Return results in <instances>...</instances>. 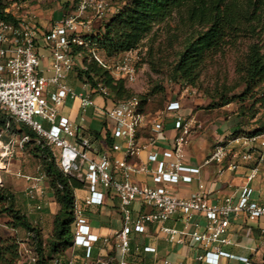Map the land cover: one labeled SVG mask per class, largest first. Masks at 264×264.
Wrapping results in <instances>:
<instances>
[{
    "label": "built area",
    "instance_id": "obj_1",
    "mask_svg": "<svg viewBox=\"0 0 264 264\" xmlns=\"http://www.w3.org/2000/svg\"><path fill=\"white\" fill-rule=\"evenodd\" d=\"M76 2V11L49 31H44L30 12L18 16L7 8L5 13L13 16L15 21L0 19V110L8 116L5 127L0 128V187L4 186L2 173L9 171L17 150L31 141L29 135L10 133L14 121L36 132L49 147L60 149L58 168L65 174L77 173L89 191L84 204L77 199L74 203V245L84 249L85 256L82 259L73 258L67 264H133L127 261L132 251L133 233L144 234L148 225H165L178 215L183 216V230L167 226L162 228L169 242L183 244L186 238H191L197 247L213 246V251L199 256L200 261L208 264H220L221 258L236 259L241 264H256L250 258L222 251L221 246L231 244L227 235L232 216H245L241 224L243 228H249L251 222L264 217V204L253 200L254 191L249 186L264 168V133L221 139L203 165L194 167L188 163V146L197 127L196 119L183 113V105L178 100L169 102L157 117L150 118L143 113L139 98L133 97L112 104L108 110L103 108L107 118L113 122V137L121 141L115 143L112 149L124 153V158L97 155L91 139L82 136L80 128L69 117L60 115V108L67 99L79 101L80 110L85 114L89 108L95 107V96L109 95L108 90L100 85L94 88L83 82V92L77 93L64 83L82 58L81 54H72L71 46L88 49L92 58L113 78L124 80L128 85L138 80L141 57L137 50H132L116 59H105L90 36L92 21L103 19L109 11L108 0ZM40 40L52 50L50 71L53 76L50 78L44 76ZM50 87L56 88V91L50 93ZM169 115L176 131L175 137L163 151L153 150L147 162H141L140 155L147 150L138 140L141 130L151 126L156 136L151 139L150 145L157 147L159 140H166L163 136L164 120ZM81 121H85L84 116ZM6 135L11 137L9 142L4 140ZM135 159L140 162H134ZM227 161L231 162L228 169L234 172L241 169L240 162L257 163V166L247 175L246 185L237 201L230 196L222 205H212L206 185L200 180L202 169L213 164L224 166ZM138 175L147 176L151 183L135 182L133 179ZM22 177L31 183L28 194L35 199L46 175L39 173ZM195 182L198 183V190L189 198H179L170 188ZM107 193H112L119 200L123 225L113 238L102 239L93 231L85 208L103 205ZM135 203H141L145 210L135 212ZM193 215L206 219L203 231L199 229L200 224L195 225L194 231L189 229ZM101 240L105 246H114L116 251L108 261L93 258L94 248ZM143 251L146 254L157 253L154 247H144ZM20 257L28 264H37L38 255L29 240L20 244ZM162 264L170 262L164 260Z\"/></svg>",
    "mask_w": 264,
    "mask_h": 264
},
{
    "label": "trees",
    "instance_id": "obj_2",
    "mask_svg": "<svg viewBox=\"0 0 264 264\" xmlns=\"http://www.w3.org/2000/svg\"><path fill=\"white\" fill-rule=\"evenodd\" d=\"M122 1L124 3L120 10L96 34L90 36L105 59L113 60L137 50L156 27L176 19L178 32L184 33L185 39L181 51L177 53L173 77L195 89L209 54L241 37L250 38L254 43L250 46L246 63L238 69L245 88L238 96L224 98L221 105L227 106L238 99L243 108L252 112V119L264 110V0ZM7 8L8 4L0 0V19L15 21L13 16L5 13ZM71 52L84 57L82 67L77 69L80 80L94 88L99 85L106 88L109 92L105 97L108 103L138 97L145 115L152 118L159 114L146 112L143 103L147 97L137 96L124 80L113 78L108 70L90 57L88 49L72 45ZM248 102L251 103L250 108L244 107ZM7 119V114L0 111V128L5 127ZM249 132L251 136L259 135L264 133V127L259 125ZM10 133L30 136L31 141L24 148L40 159L60 210L54 217L52 235L45 240L39 227L34 226L27 215L17 208L11 189L3 186L0 187V219L8 217L9 226L27 232L28 240L38 255L37 264H67L75 248V192L82 189L84 183L77 173L65 174L58 168L54 147H49L29 127L12 121ZM237 133L235 131L232 136L235 137ZM107 142L109 146L113 145L109 133ZM20 244L16 238L0 239V264H18Z\"/></svg>",
    "mask_w": 264,
    "mask_h": 264
},
{
    "label": "crops",
    "instance_id": "obj_3",
    "mask_svg": "<svg viewBox=\"0 0 264 264\" xmlns=\"http://www.w3.org/2000/svg\"><path fill=\"white\" fill-rule=\"evenodd\" d=\"M112 16H110V18ZM106 22L107 21H104L103 19L93 20L91 25L92 35L96 34ZM40 24L44 31L51 30L52 24L48 19H42ZM39 53L41 56L42 67L45 71L44 76L46 78H50L53 76L50 71L52 63V50L43 40L39 41ZM81 66L82 62L81 60H78L76 67L68 74L67 79L64 81L65 84L70 86L77 93L83 92V82L80 80L77 72V69L81 68ZM55 91L56 88L50 87V93ZM111 106L112 104L108 103L105 97L95 96V107L89 108L85 114H83L80 110L79 101L75 102L71 99H67L65 104L60 108V115L69 117L74 124L91 139L93 149L97 155L106 154L122 159L124 158V153L115 152L112 149L115 143L121 141L116 140L113 137L111 132L113 122L107 118L104 111V109H110ZM88 113H91V116H89ZM82 116L85 117L84 122L81 121ZM199 124L200 123L197 122L196 128L198 129L202 127V125ZM164 127L165 131L163 136L166 140H159L157 147L150 145L151 139L156 136L152 131L151 126L148 125L141 130L138 139L139 143L141 146L147 147V150L140 155L141 162H147V157L151 151L158 149L159 152H161L170 145V141L176 135V131L173 129L171 115H169V118L164 120ZM108 133L113 139L112 146H109L107 142ZM225 134L221 135L216 143L221 139H230L228 138V135ZM231 134H233V132ZM195 140L196 135H194L193 132L188 146V163L194 167H199L203 165L204 161L211 155L214 148L211 149L209 147L207 150L203 149L201 147V143L196 142ZM54 150L58 160V150L57 148H54ZM134 162L139 163L140 161L135 159ZM230 163V161H227L224 166L213 164L202 169L200 180L206 185L209 194V202L212 205H222L225 199L230 196H234L237 201L242 188L246 185L247 175L253 167L257 166V163L247 164L240 162L241 169L234 172L228 169ZM11 164L14 165L16 170L12 172L9 168V171L7 172L9 175L6 179V183L3 179L4 186L10 188L15 195L17 208L27 215L30 222L34 226L39 227L45 240H48L52 235L54 217L58 214L60 206L56 202L47 177L40 184L41 190L35 199L30 198L28 194V189L31 183L22 177L28 175L36 176L39 173H44L41 161L40 159L35 158L29 150L19 148L10 165ZM19 174L22 176H18ZM133 180L137 183H144L146 181L151 183V180L145 175L135 176ZM249 186L254 191L252 195L253 200L259 202L260 204H264L263 167L261 168L258 177L251 182ZM170 188L179 198H189L197 192L198 183L195 182L190 185L170 186ZM100 191L106 193L103 189H100ZM88 196L89 191L85 185L82 189L76 190L75 192L76 199L82 204H84ZM133 209L135 212L145 210L141 203H135L133 205ZM85 211L93 231L100 235L102 239L105 237L113 238L115 233L122 228L123 221L120 212L119 200L115 198L112 193H107V196L104 198L103 205L85 208ZM245 219L244 215L232 216L231 226L227 235L231 244L223 245L221 246V249L222 251L236 257H247L256 264H262L264 263V217L251 222L249 228H243L241 226L242 221ZM9 221L10 220L6 223L0 222V239L16 238L21 243L27 242V232L22 229H15L12 226H9ZM196 224H200L199 229L200 231H203L207 221L202 216L193 215L190 221L189 229L194 231L196 229ZM163 226L183 230L185 228L183 216L178 215L165 223V225L150 224L147 226V230L144 234L133 233L132 251L130 256L127 257V261L133 264H162L164 260L169 261L170 264H208L204 261H200L199 256L208 251H213V246L197 247L194 245L191 238H186L183 244H178L176 242L171 243L168 241L167 235L162 231ZM144 247H154L157 249V253L146 254L143 251ZM115 254L116 251L114 246H105L101 240L94 248L93 258H100L104 261H108L109 258ZM84 256L85 250L75 247L71 252L69 260L73 258L82 259ZM20 264H23V262H20ZM78 264L83 263L79 262ZM220 264L241 263L236 259L221 258Z\"/></svg>",
    "mask_w": 264,
    "mask_h": 264
},
{
    "label": "rangeland",
    "instance_id": "obj_4",
    "mask_svg": "<svg viewBox=\"0 0 264 264\" xmlns=\"http://www.w3.org/2000/svg\"><path fill=\"white\" fill-rule=\"evenodd\" d=\"M108 2L109 11L105 14L104 21H108L124 3L122 0ZM4 3L8 4V9L12 13L19 16L30 12L39 25L42 19L46 18L52 27L64 17L72 15L77 4L76 0H4ZM177 27L176 19L156 27L137 49L141 57L138 80L127 87L137 96L147 97V101L143 103L145 111L160 113L166 109L170 101H180L183 113L202 125L200 129L194 130V135L195 141L200 142L201 147L206 150L209 147L214 148L218 138L225 133L231 139L232 132L238 131L235 137L247 136L255 127L259 125L264 127V110L252 119V112L243 108L238 99L227 106L221 105L224 98H232L243 92L245 86L238 69L246 63L250 46L254 41L241 37L238 41L227 43L220 50L209 54L199 85L192 89L173 77L177 53L181 51L185 39L184 33H179ZM89 53L91 54L90 51ZM83 58L80 59L81 62ZM250 106L251 103L248 102L244 107ZM88 115L91 116V113ZM4 140L9 142V135H6ZM57 150L59 160L60 150ZM15 170L11 164L10 171ZM8 175L7 172L2 173L5 183ZM8 220V217H3L0 222L6 223ZM20 262L28 264L22 261L21 257L18 264Z\"/></svg>",
    "mask_w": 264,
    "mask_h": 264
}]
</instances>
